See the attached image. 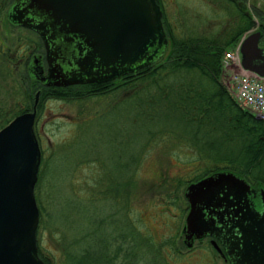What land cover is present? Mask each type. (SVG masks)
<instances>
[{"label":"trees","instance_id":"trees-1","mask_svg":"<svg viewBox=\"0 0 264 264\" xmlns=\"http://www.w3.org/2000/svg\"><path fill=\"white\" fill-rule=\"evenodd\" d=\"M244 2L246 3V0H242V3ZM258 11L249 12L243 4L237 6L231 0H207L206 14L203 15V20L199 18L202 21L196 22L190 19L189 25L185 24L175 31L164 23L169 43L163 55L160 56L162 59L165 57L164 62L158 61L159 57L156 63L139 70L136 74H129L125 85L109 91L100 85H92V88L82 92L65 90L63 94L55 93L63 100L76 101L80 104L88 103V98L91 96L105 97L107 93L113 94L116 91V93H121V96L120 94L115 96L114 100L117 101L105 110L92 109L86 113L81 112L78 116L81 122L78 131L84 125L83 123L91 126L95 118H103V121L93 123L96 126H103L106 121L113 118V115L109 117L107 112L110 108L115 110L128 108L127 112L134 113L131 118L132 123L130 121L128 124L136 126V131L130 129L128 135L126 132V140L112 139L108 141L109 143L104 142L98 147L100 151L96 149L97 154L95 151L94 157L97 161H91L88 156L89 160L79 165L85 164L90 168L91 163H97L107 172L109 166L116 171V169L119 170V165L121 167L122 164L123 166L130 165L134 167V169L131 168L132 172L127 173L130 175L127 182H130L137 175L136 167H141V162L146 158L145 152L158 150L161 156L162 154L167 157L170 154L172 156V150L167 149V146L163 144L174 143L173 139L180 153L192 152L193 161L191 163L200 164L199 166L203 164V155L217 158L221 155L219 153H226L225 151L234 145L233 158L227 156L225 158L223 154V157L216 159L221 161L219 162L220 167L239 173V176L254 188H264V174L262 173L264 121L257 120L236 102L229 91L223 67V57L226 51L233 49L245 33L253 30L257 21H264V12L260 9ZM114 105L118 107L113 108ZM23 108L26 110L27 106L24 105ZM19 111L17 114L22 112V110ZM17 114L12 116L11 120ZM92 126L88 129L91 135ZM120 127H117L118 131L123 133ZM222 133L224 136H219ZM221 137L223 138L220 139ZM77 138L78 136L72 144ZM135 138L142 144L138 148L139 159L133 164L131 156L135 152ZM123 142L127 144L125 150L122 148ZM89 146L90 154L95 148L91 144ZM103 146L113 153V160L110 163L108 154L104 157L100 155L103 152ZM222 147L226 150L222 151ZM57 151V157H59L61 155L59 152L64 149ZM125 153L128 159L119 161L117 155L119 154L122 158ZM81 159L82 157L75 159L73 166ZM192 168L195 170L192 173L193 177L186 179L189 184L202 179L207 175L205 173L211 172ZM213 169L219 170L218 168ZM105 177V180L103 178L100 180L103 185L105 181L108 182L107 176ZM179 181L180 184L186 182ZM94 194L91 192V195L85 198L77 194L71 196L73 204L75 201H84L90 206L83 210L72 206V212L65 216L68 223L64 224L60 222V209L53 205L55 201L46 212L41 198L36 196L39 209L37 238L41 230V233H45L48 240H51L55 251L52 255H56L54 264H167L164 263L165 258L161 252L168 247L171 249L173 244L168 240L158 243L154 242L150 236L147 238L139 227V222L142 221L141 213L132 207V198L135 196L131 197L130 193L126 192L124 201H119L115 195V207L114 209L110 207L112 211L108 213L105 208L99 209L101 202L109 199L108 190L106 193L99 191V198H96ZM119 213H121L120 218ZM38 239V256L45 264H48V261L41 256ZM152 248L153 250L156 248L159 255H150ZM171 256L166 255L168 261Z\"/></svg>","mask_w":264,"mask_h":264},{"label":"water","instance_id":"water-1","mask_svg":"<svg viewBox=\"0 0 264 264\" xmlns=\"http://www.w3.org/2000/svg\"><path fill=\"white\" fill-rule=\"evenodd\" d=\"M161 18L156 0H16L8 13L12 23L40 35L50 70L45 78L32 76L48 86L104 83L150 66L168 45ZM260 39V32L244 39L241 65L264 78ZM73 40L81 55L76 69L68 72L56 56ZM38 99L36 93L35 107ZM35 116V110L21 114L0 130V264H45L36 243L39 209L34 188L41 151ZM185 197L186 247L191 248L194 239L212 237L230 264H264V188L223 171L190 184ZM211 244L221 252L214 241Z\"/></svg>","mask_w":264,"mask_h":264},{"label":"rangeland","instance_id":"rangeland-1","mask_svg":"<svg viewBox=\"0 0 264 264\" xmlns=\"http://www.w3.org/2000/svg\"><path fill=\"white\" fill-rule=\"evenodd\" d=\"M14 1L15 0H0V130L14 119L11 120V117L20 112L19 110H22V112L17 114V116L35 110L36 116L33 127L39 142L41 157L38 179L34 190L35 195L41 198L42 206H44L45 211L48 212L47 209H49V206L55 201L53 205L60 209V222L64 224L68 223L65 216L72 212V206L79 207L82 210L90 206L84 201H75V204H73L71 196H75V194L85 198L91 195L92 192L93 194L95 193L94 195L96 198H99V191L106 193V190H108L109 199L105 200L106 203L102 201L99 209L103 210L105 208V210L110 213L112 209H114L113 207H115V195L119 201H124L126 192H129L131 197L135 196L132 198V207L141 213L142 221L139 222V227H141L143 232L147 235V238L150 236L154 242L158 243H164L168 240L173 244L171 249L168 247L161 252V255L166 259V261L164 259V263L230 264L227 257L221 255L222 251H217V249L211 245L212 241H214L219 248L221 247L219 246V242L215 239L208 237L194 239L191 248L185 246L184 229L187 225L186 216L189 212L185 191L189 184L186 179L193 177L192 173L195 171L192 167L203 169L204 171H211L205 174L231 171L220 167L219 162L221 161L216 159L223 157V154L225 158L226 156L233 158L234 145L230 146L227 150L222 147L221 150H226V153H219L221 155L217 156V158L203 155V164L199 166L200 164L196 165L191 163L193 161L192 152L180 153V149H177L175 146V140L171 139L174 143H166L165 145L163 144V146H167V149H171L173 155L171 156L170 154L167 157L162 154L161 156L158 150L145 152L147 156L143 159V162H141V167H136L137 175L134 176V179L130 182H127L130 176L127 173L129 171L132 172L131 168L134 169V167L130 165L123 166L122 164V167L119 165V170L116 169V171L109 166V174L107 170L104 171L103 167H100L97 163H91L90 168L85 164L79 165L81 162L89 160L88 156L91 158V161H97L94 157L95 151L100 145L102 146L104 142L107 141V143H109L108 141L112 139H117L118 141L126 140V136L130 129L136 131V126H130L128 124L130 121L132 123L131 118L134 113L130 114L127 112L128 108L120 110L110 108L111 112L110 109L107 112L109 113V117L113 115V118L106 121L103 126H96L93 124L99 120L100 122L101 120L103 121V118L93 119L91 124V126L93 125V133L91 135L88 133V129L91 127L89 124L86 125L83 123L84 125L80 127L78 131V127L81 124L78 116L81 112L86 113L92 109L95 111H102L109 108V105L117 101L114 100L116 99L115 96L117 97L118 94L121 96V93H116V91L113 94L107 93L105 97L91 96L88 98V103L85 104H80L76 101L68 102L58 97L55 93L59 92L63 94L65 90L70 92L76 90L82 92L83 90L92 88V85H100V87L107 88L109 91L112 88L115 89L125 85L128 82L127 78L129 74L119 79L100 84L91 83L82 86H78V84L69 85L73 87L67 89H65V87L64 89L63 87H44L31 77L29 71L32 57L43 56L44 54L42 39L35 31L14 25L7 19V13L14 4ZM206 1L207 0H160L161 20L166 37H168V34L165 32L164 23L175 31L178 28H182L185 24H188L190 19L196 22L201 19L203 20V15L206 14ZM246 4L252 11H258L260 9L264 12V0H246ZM164 60L165 57L164 59L160 57L158 61L164 62ZM154 63H156V61ZM235 72L236 70L229 68L226 73L228 76H231ZM131 74L133 73H130V75ZM226 82L231 92L230 78L229 82ZM124 90L126 91L125 88ZM36 93H39V100L35 107ZM231 94L237 102L234 93L231 92ZM24 105L27 106L26 110H23ZM116 106L118 107V105ZM116 106L114 105L113 108ZM255 113L252 112L251 114L257 120H260ZM8 120L11 121L7 123ZM117 127H120L124 132L119 133V128ZM228 131L231 132L230 130ZM76 136H78V138L72 144ZM219 136H224V134L222 133V135L220 134ZM132 137H134V135ZM215 138L219 139V137ZM222 138L223 137L220 139ZM89 144L95 148L90 154ZM141 144L142 142H138L135 138V152L131 156L133 158V164L139 159L140 155L138 154V148ZM70 145L72 146L68 150ZM62 148L64 149V151H62L63 154L59 152L61 155L57 157V150ZM122 148L124 150L127 148L125 142L122 143ZM65 150L68 151L65 152ZM102 150L103 152L100 155L104 157L108 154L109 163L112 162L113 153L106 150L104 146ZM97 151L100 150L98 149ZM142 154L145 156L144 152ZM177 156L179 158H177ZM79 157H82V159L73 166L75 159ZM117 158L119 161H121V159L125 160V158L128 159L127 153H125L122 158L118 154ZM100 159L104 161L101 157ZM189 165H191V167ZM184 166H189L190 168ZM213 168H218L219 170L215 171ZM262 169V173L264 174V165ZM232 172L239 175V173L235 171ZM105 176H107L109 183L105 181L103 185L100 183V180L102 178L106 179ZM89 180H91V182H89ZM179 180L186 182L180 184ZM120 184L121 186H119ZM170 192L171 195L169 196ZM111 198L113 199L112 201ZM70 200L71 204H69ZM166 210L168 215L165 213ZM120 215L121 213H119V218ZM38 238H36V243L38 239L39 251L42 253V258L46 259L48 264H54V256L56 255H52V252L54 253L55 251L51 240H48L47 235L45 233L42 234L41 230L40 233H38ZM150 255H159L156 252V248L150 250ZM166 255H172L173 257L171 256V260L169 259L168 261Z\"/></svg>","mask_w":264,"mask_h":264},{"label":"built area","instance_id":"built-area-1","mask_svg":"<svg viewBox=\"0 0 264 264\" xmlns=\"http://www.w3.org/2000/svg\"><path fill=\"white\" fill-rule=\"evenodd\" d=\"M239 45L224 55V65L237 72L230 76V85L239 105L248 112H256L264 120V78L244 72L240 64Z\"/></svg>","mask_w":264,"mask_h":264},{"label":"flooded vegetation","instance_id":"flooded-vegetation-1","mask_svg":"<svg viewBox=\"0 0 264 264\" xmlns=\"http://www.w3.org/2000/svg\"><path fill=\"white\" fill-rule=\"evenodd\" d=\"M16 1V0H15ZM15 1H14V3H15ZM158 1H160V0H158ZM231 2L233 3V4H235V5H237V6H242V4L244 5V7H245V9L246 10H248L249 12L251 11L250 10V8H249V6L244 2V3H242V0H231ZM14 5V4H13ZM13 5L11 6V8H10V10L13 8ZM9 10V11H10ZM9 11H8V13H9ZM8 13H7V19H8ZM9 20V19H8ZM10 21V20H9ZM11 22V21H10ZM12 23V22H11ZM12 24H14V23H12ZM14 25H17V24H14ZM19 26V25H18ZM22 27V26H21ZM24 28V27H23ZM31 30V29H30ZM253 30H255V31H259L261 34H262V38H261V40H260V42H259V46H260V48L262 49V48H264V40H263V38H264V36H263V34H264V21H257L256 22V25H255V27H254V29ZM32 31H34V30H32ZM37 33V32H36ZM38 34V33H37ZM39 35V34H38ZM40 36V35H39ZM41 38V37H40ZM55 43V45L54 46H51V50H54L55 48H56V44H57V42H54ZM42 44H43V48H44V54H43V56H33L32 57V62H31V64H30V67H29V71H30V73H31V77H33L32 76V73H34V74H42V77H40V75L37 77L38 79H42V78H45L46 76H48L49 75V65H48V63H47V50H46V48H45V45H44V43H43V41H42ZM76 47H77V40H73L71 43H70V45L68 46V48H67V51H65V52H62V53H58L57 52V56L56 57H58L59 58V61H58V63H59V65H61L62 66V68L64 69V70H66V71H68V72H71V71H73V70H75L76 69V66H75V62L78 60V58L80 57V52L79 51H77V49H76ZM33 60H35V62H33ZM37 71H38V73H37ZM35 80H36V78L35 77H33ZM37 81V80H36ZM37 82H39V83H41L44 87H47V88H54V87H63V89H64V87H65V89H67V88H71V87H73V86H59V85H57V86H54V85H52V86H48V85H45L44 83H42L41 81H37ZM89 84H91V83H84V84H78V86H82V85H89ZM77 85V84H76ZM221 172H223V171H221ZM216 173H218V172H216ZM215 173H212V174H207V175H205L204 177H203V179L204 178H206V177H209V176H212V175H214ZM208 238H212V237H208ZM212 239H215V238H212ZM215 240H217V239H215ZM218 241V240H217ZM219 242V241H218ZM219 246H221L220 247V249H221V251H222V254L221 255H226V253H225V251H224V248L222 247V245H221V243L219 242ZM223 249V250H222Z\"/></svg>","mask_w":264,"mask_h":264},{"label":"bare ground","instance_id":"bare-ground-1","mask_svg":"<svg viewBox=\"0 0 264 264\" xmlns=\"http://www.w3.org/2000/svg\"><path fill=\"white\" fill-rule=\"evenodd\" d=\"M261 120V119H260ZM223 250V249H222Z\"/></svg>","mask_w":264,"mask_h":264}]
</instances>
